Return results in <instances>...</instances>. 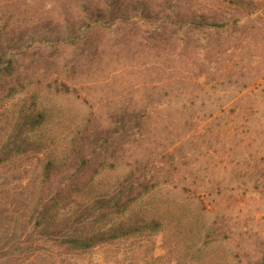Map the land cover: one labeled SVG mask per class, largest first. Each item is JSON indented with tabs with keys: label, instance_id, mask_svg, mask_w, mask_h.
<instances>
[{
	"label": "rangeland",
	"instance_id": "374dc122",
	"mask_svg": "<svg viewBox=\"0 0 264 264\" xmlns=\"http://www.w3.org/2000/svg\"><path fill=\"white\" fill-rule=\"evenodd\" d=\"M5 59L0 264H264V0H0Z\"/></svg>",
	"mask_w": 264,
	"mask_h": 264
},
{
	"label": "trees",
	"instance_id": "16d2710c",
	"mask_svg": "<svg viewBox=\"0 0 264 264\" xmlns=\"http://www.w3.org/2000/svg\"><path fill=\"white\" fill-rule=\"evenodd\" d=\"M3 64H5L4 68H8L9 60H0ZM44 118V113L42 111H34L33 109H23L21 113L19 114L17 121L13 127V131L17 132L19 135L23 132L24 129L31 130L33 128L38 127ZM11 137H14L13 135ZM8 143L7 145H9ZM68 160V161H67ZM63 162L62 168L61 166H58L55 164V162L51 159L47 160L45 162V165L43 167L42 171V185H47V183L50 182L52 177L56 176L57 172H60L61 170L65 169V163H70L71 169H74L75 163H77L78 159H75L74 157H71L70 159H67ZM61 165V164H60ZM58 167V168H57ZM64 167V168H63ZM139 184V182H138ZM137 184V185H138ZM135 189L132 188V192ZM116 194V193H115ZM114 194V195H115ZM105 199L96 200V203L98 204L99 210H110L115 211V209H118L121 206L126 205L124 202H121V197L118 194L117 196L110 197L106 201ZM96 210V209H95ZM117 211V210H116ZM106 212V211H105ZM104 215L105 213H100V215ZM72 214H70V217ZM91 217L86 218L85 220L90 219ZM73 222H79V218H77V213L73 216ZM152 223H142L138 225V223L133 224H126L118 226L117 228H110L107 231L103 232H97V233H76L75 229L76 227H71L72 223H67L65 227H62V230H59L58 232H53L50 234L51 238H49L50 241L53 242V244L63 246L66 250L72 251V252H85L89 249H92L99 243L111 241L113 239L122 238L127 235L134 234L135 232H141L145 230L146 228H156L153 227L155 224L151 225ZM55 226L54 229H57L59 225L53 224ZM47 234L41 233V236H46Z\"/></svg>",
	"mask_w": 264,
	"mask_h": 264
}]
</instances>
